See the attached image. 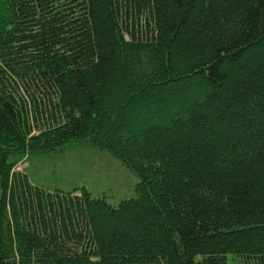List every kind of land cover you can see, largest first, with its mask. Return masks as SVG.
<instances>
[{"label": "trees", "instance_id": "16d2710c", "mask_svg": "<svg viewBox=\"0 0 264 264\" xmlns=\"http://www.w3.org/2000/svg\"><path fill=\"white\" fill-rule=\"evenodd\" d=\"M82 147L134 197L16 170ZM0 264H264V0H0Z\"/></svg>", "mask_w": 264, "mask_h": 264}, {"label": "rangeland", "instance_id": "374dc122", "mask_svg": "<svg viewBox=\"0 0 264 264\" xmlns=\"http://www.w3.org/2000/svg\"><path fill=\"white\" fill-rule=\"evenodd\" d=\"M138 119L142 130L149 127V117L143 112ZM128 122L135 124L131 120ZM16 170H24L33 185L47 191L72 192L85 187L94 198H105L113 206L134 197L138 183V178L119 160L107 152L88 147L35 156Z\"/></svg>", "mask_w": 264, "mask_h": 264}]
</instances>
